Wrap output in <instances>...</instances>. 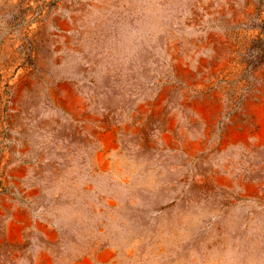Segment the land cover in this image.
Returning <instances> with one entry per match:
<instances>
[{
  "label": "rangeland",
  "instance_id": "1",
  "mask_svg": "<svg viewBox=\"0 0 264 264\" xmlns=\"http://www.w3.org/2000/svg\"><path fill=\"white\" fill-rule=\"evenodd\" d=\"M0 264H264V0H0Z\"/></svg>",
  "mask_w": 264,
  "mask_h": 264
}]
</instances>
